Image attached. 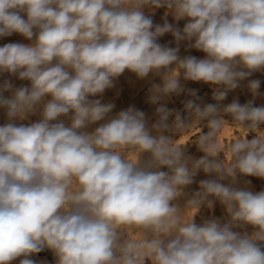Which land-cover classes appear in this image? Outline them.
Returning <instances> with one entry per match:
<instances>
[{
    "label": "clouds",
    "instance_id": "9594fccd",
    "mask_svg": "<svg viewBox=\"0 0 264 264\" xmlns=\"http://www.w3.org/2000/svg\"><path fill=\"white\" fill-rule=\"evenodd\" d=\"M146 7L165 8L164 23ZM169 14L187 21L182 29ZM169 33L176 47L158 43ZM13 34L33 43L0 46V74L29 82L0 84V264H36L30 257L45 249L56 264H264V191L234 186L238 175L264 179V106L221 103L245 80L260 95L249 77L264 72V0H0V38ZM181 42L204 58L181 57ZM126 70L162 77L150 89L160 104L151 126L134 106L110 116L115 105L94 99ZM181 73L211 85L216 103L201 106L189 90L187 117L161 104L185 91ZM37 112L39 121L16 123ZM225 115L243 135L222 147ZM194 122L208 129L195 160L165 134ZM201 171L215 178L175 203ZM217 201L227 218L196 223ZM185 208L194 209L188 220ZM244 226L253 231L236 230Z\"/></svg>",
    "mask_w": 264,
    "mask_h": 264
},
{
    "label": "rangeland",
    "instance_id": "374dc122",
    "mask_svg": "<svg viewBox=\"0 0 264 264\" xmlns=\"http://www.w3.org/2000/svg\"><path fill=\"white\" fill-rule=\"evenodd\" d=\"M146 15H151L154 21V24H163L165 20V8L156 9L154 14L146 7L144 9ZM169 23H174L178 28L182 29L184 24L187 22L186 20L175 21L171 14L166 17ZM7 43H23V44H31L33 41L26 40L24 37L13 34L9 37L0 38V46H3ZM158 43L161 45H165L168 47H176V43L174 41L173 36L169 34H165L160 37ZM188 42H181L179 45L180 51L179 55L181 57L184 56H196L197 58H204V53L197 51L194 48L187 47ZM11 80L15 87L27 86L28 81H22L18 79V75H9L8 73L0 74V84H3L4 80ZM251 79H258L261 81L260 85V95L253 98L251 92L247 88L248 80L242 81L240 86L232 90L228 93L227 98L221 102L223 105L230 104L234 100H238L241 104L247 103L249 100L254 99V106H264V72H256L251 77ZM180 82L182 87L185 89L181 94H171L168 97H165L160 103L164 104L167 108L173 109L176 111H180L181 115L187 117V112L184 111V104L187 100L195 99L192 95L189 94V90H194L197 96L200 98L196 102L200 103L201 106L208 103H216V101L212 98L213 87L209 84L203 82H193V81H185L183 80V74L181 73ZM162 77L160 75H156L154 73H150L148 77L144 79L138 78L134 73L129 71H125L121 76L115 79L114 87L105 91L102 97H94V99H101L102 103H113L115 105L113 111L109 114L110 116H114L121 110H126L130 106H134L136 109L143 111L146 114V119L148 121L149 126L155 123L158 120V115L156 114V108L160 106V104H153L150 102L149 97L151 95L150 89L153 84H161ZM6 97L10 96V93H4ZM46 99H50V97H46ZM228 122H225L222 130L218 133L217 139L221 146H226L232 140L237 138L238 136L243 135V130L239 127L234 126L231 123V117L225 115L224 117ZM40 119V113L37 112L35 114H30L27 119L20 121L17 120L16 123L20 124H30L32 122H37ZM174 120V115L169 117L168 123L171 124ZM7 116L4 109H0V126L7 123ZM101 121L99 123H103ZM206 122H202L201 124L198 122H194L193 125L185 132H181L180 134H172L166 132V135H171L173 139H176V143L180 145L186 144L185 147V155L191 156L193 160L201 158L204 153L199 151L195 142L197 141L200 134V127L204 133L208 131V129L204 126ZM97 125H92L89 127L88 131H92ZM264 127V126H262ZM262 134H264V130H262ZM254 133L249 134L248 138L251 139ZM220 159H223V153L220 154ZM214 176H208L204 174L202 171L197 174L194 178L195 182L186 187L184 189V195H182L175 203L183 206L187 199L191 197V195L199 190V181L204 179H214ZM245 181H251V184L248 186L250 190L254 192L264 191V179H260L258 177L253 176H237L235 187H244ZM223 183L228 184L230 180H225ZM194 209L185 208L184 209V219L188 220ZM218 218L223 222L227 218V213L223 205H221L218 201L214 204L212 208H208L207 206H202L199 212L195 216L196 223H202L204 220ZM237 231H247L251 233L253 228L251 226H244L243 228L236 229ZM132 238H139V233H132ZM21 258H17V260L12 261L11 264H19V260ZM36 261V264H56V257L50 250L45 249L44 251L37 253L30 257ZM150 264V262H148Z\"/></svg>",
    "mask_w": 264,
    "mask_h": 264
},
{
    "label": "built area",
    "instance_id": "2783aa9c",
    "mask_svg": "<svg viewBox=\"0 0 264 264\" xmlns=\"http://www.w3.org/2000/svg\"><path fill=\"white\" fill-rule=\"evenodd\" d=\"M125 157L127 159H135L136 158V153L133 152L131 149H126L125 150ZM166 170V169H165ZM32 257V256H31Z\"/></svg>",
    "mask_w": 264,
    "mask_h": 264
}]
</instances>
